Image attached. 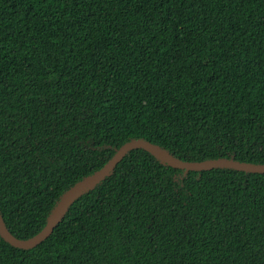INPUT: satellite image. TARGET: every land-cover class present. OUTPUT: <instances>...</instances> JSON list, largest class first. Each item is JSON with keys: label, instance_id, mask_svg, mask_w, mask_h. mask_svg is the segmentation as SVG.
I'll return each mask as SVG.
<instances>
[{"label": "trees", "instance_id": "1", "mask_svg": "<svg viewBox=\"0 0 264 264\" xmlns=\"http://www.w3.org/2000/svg\"><path fill=\"white\" fill-rule=\"evenodd\" d=\"M132 140L264 164V0H0V216L19 240ZM0 264H264V173L142 149Z\"/></svg>", "mask_w": 264, "mask_h": 264}, {"label": "water", "instance_id": "2", "mask_svg": "<svg viewBox=\"0 0 264 264\" xmlns=\"http://www.w3.org/2000/svg\"><path fill=\"white\" fill-rule=\"evenodd\" d=\"M142 149L152 155L154 158L159 160L165 165H168L175 169L187 171H203L210 170L215 168H228L239 170L248 173H264V164L263 165H254L248 163H240L233 160H209L201 162H187L177 159L165 151H163L158 146L144 140H132L119 149L116 150L112 159L99 171L95 172L92 176L86 178L85 180L78 183L72 189H70L57 203L54 210L51 212L50 216L47 219V223L44 228L35 236L26 239L19 240L11 235L6 227L3 224L2 218L0 216V236L11 246L19 249H30L44 240L52 233L54 227L59 222L60 218L64 214L68 206L84 191L92 188L98 182H100L106 175H108L114 167L122 160V158L131 150Z\"/></svg>", "mask_w": 264, "mask_h": 264}]
</instances>
